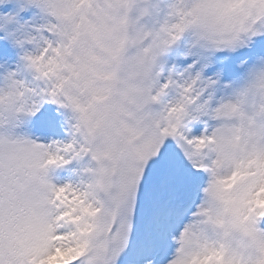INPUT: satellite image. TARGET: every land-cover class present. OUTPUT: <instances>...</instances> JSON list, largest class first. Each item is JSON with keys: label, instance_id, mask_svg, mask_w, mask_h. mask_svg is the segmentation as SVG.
Here are the masks:
<instances>
[{"label": "clouds", "instance_id": "clouds-1", "mask_svg": "<svg viewBox=\"0 0 264 264\" xmlns=\"http://www.w3.org/2000/svg\"><path fill=\"white\" fill-rule=\"evenodd\" d=\"M163 2L162 20L149 26L145 18L158 11L152 0H33L40 22L21 40V45L33 46L23 59L34 73L35 86L42 82L62 100L75 131L72 142L91 155L94 169L87 170L91 175L84 184L103 183L114 172L142 167L161 138V128L179 124L201 105H207L202 118L214 129V140L195 148L207 151L209 163L216 161L215 172L227 173L239 160L264 154V65L249 70L244 85L219 100L218 81L174 79L168 67L169 54L181 41L209 59L238 50L246 30L256 23V9L243 0ZM177 79L194 87L193 101L184 98L187 89L181 92ZM206 90L209 96L197 105L194 101ZM31 91L17 81L0 89V126L9 122L14 109L25 106ZM49 167H35L27 179L38 201L48 195ZM205 207L208 214L197 218L202 221L197 231L224 252L225 264L264 261L259 220L242 221L212 199ZM191 254L203 251L195 248Z\"/></svg>", "mask_w": 264, "mask_h": 264}, {"label": "snow or ice", "instance_id": "snow-or-ice-1", "mask_svg": "<svg viewBox=\"0 0 264 264\" xmlns=\"http://www.w3.org/2000/svg\"><path fill=\"white\" fill-rule=\"evenodd\" d=\"M243 2L256 9L257 17L246 30L242 46L209 59L181 41L168 57L174 79L198 76V83L219 81L229 71L233 56L248 71L264 65V26H260L264 25V0ZM33 9V0H12L14 15L3 16V22L27 23ZM161 82L168 83L164 78ZM176 83L181 85L183 80ZM185 89L184 98L193 101L194 87L183 84L180 91ZM35 96L30 106L14 109L9 121L25 113L46 133L63 102L42 82ZM207 96L206 90L194 102L199 105ZM206 107H197L179 124L161 128V138L142 167L114 172L99 184L56 187L49 183L43 201L27 187L33 169L59 166L68 162L69 154L81 151H76L74 142L46 145L0 137V264H225L224 252L210 246L207 237L197 231L202 222L197 218L208 214L205 204L212 199L242 221L264 220V154L239 160L227 173L215 172L212 165L216 161L209 163L207 151L195 148L214 140V129L202 118ZM197 122L204 123L202 131ZM195 248L203 254L192 255ZM227 264L241 262L234 259Z\"/></svg>", "mask_w": 264, "mask_h": 264}, {"label": "rangeland", "instance_id": "rangeland-1", "mask_svg": "<svg viewBox=\"0 0 264 264\" xmlns=\"http://www.w3.org/2000/svg\"><path fill=\"white\" fill-rule=\"evenodd\" d=\"M3 3L6 4V9L0 10V17H1L0 19H2V17L5 15H9V14L14 15V13L10 11L12 7V0H7V2H3ZM152 3L156 5L158 11H155L150 16L146 17L145 22L155 24L161 21L164 16V2L163 0H152ZM32 13H33L32 16L31 17L29 16L30 18L28 17L26 18L27 23L25 22V20H20L19 24L17 25H11V24L6 25L3 22L1 31L4 32L3 33L4 40H8L12 42L13 44L17 45L18 54L16 55L15 64L9 63L7 59H4V57L0 55V89H3L6 85L10 84L12 81L24 83V78L22 75L23 71H26L28 74H30L34 78V73L26 67L25 60L23 59L24 53L26 51H31L33 46L26 42L23 45L17 43V40H23L25 38L26 30L31 31L40 22L41 14L39 13V11L37 9H33ZM20 25H24V27L21 28ZM170 55L171 53L169 54V56ZM184 58L185 57L181 54L180 59H184ZM211 59H214V57H212ZM247 73H248V69L244 68L243 71L239 74V77L238 76L234 77L232 75L223 74L221 76V79L218 81L217 89L215 92V99L219 100L227 96H230L234 92V90L242 87L245 83V78L247 76ZM31 82L32 80H30L29 85L31 84ZM32 95L27 98V101H26L27 106H30L31 103L36 99V96L32 97ZM58 113L60 114L62 123L70 124L72 126L70 114L65 109H62V110L59 109ZM24 117H25V113H18L6 125L0 126V129L5 128L4 130L0 131V136H7L11 139H21V138L32 139V140H36L37 142L43 143L46 145L51 144L53 140L48 139L45 141H39L35 139L34 137H32L31 135H29L27 132L28 129L24 127V124H23ZM197 124H198L199 129L205 126L203 122H197ZM208 124L210 125V122H208ZM71 137L72 139L74 137L73 131H72ZM65 143L66 141L63 142V144ZM74 148L79 151L80 150L79 144L74 143ZM83 154L84 153H80L79 155H77V157ZM79 168H80V171L78 174L80 176L83 175V183H81L80 185L78 184L77 186H81L82 184L86 183L88 179L90 178L91 173L88 172L87 170L94 169V162L92 161L91 157L87 163H82L79 166ZM47 179L50 184L56 187H60L64 185L62 181L58 180L57 177L54 176L53 173L51 174L50 168L47 169Z\"/></svg>", "mask_w": 264, "mask_h": 264}]
</instances>
